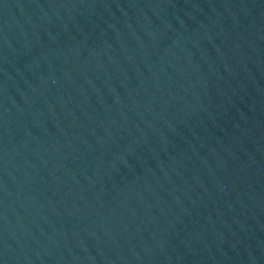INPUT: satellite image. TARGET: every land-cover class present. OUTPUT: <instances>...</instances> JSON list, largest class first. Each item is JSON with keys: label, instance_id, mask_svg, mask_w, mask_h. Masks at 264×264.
<instances>
[{"label": "water", "instance_id": "95a60500", "mask_svg": "<svg viewBox=\"0 0 264 264\" xmlns=\"http://www.w3.org/2000/svg\"><path fill=\"white\" fill-rule=\"evenodd\" d=\"M0 264H219L56 0H0Z\"/></svg>", "mask_w": 264, "mask_h": 264}]
</instances>
